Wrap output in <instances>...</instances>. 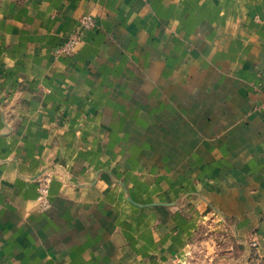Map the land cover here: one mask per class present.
Returning <instances> with one entry per match:
<instances>
[{
    "label": "crops",
    "instance_id": "obj_1",
    "mask_svg": "<svg viewBox=\"0 0 264 264\" xmlns=\"http://www.w3.org/2000/svg\"><path fill=\"white\" fill-rule=\"evenodd\" d=\"M0 264H264V0H0Z\"/></svg>",
    "mask_w": 264,
    "mask_h": 264
},
{
    "label": "built area",
    "instance_id": "obj_2",
    "mask_svg": "<svg viewBox=\"0 0 264 264\" xmlns=\"http://www.w3.org/2000/svg\"><path fill=\"white\" fill-rule=\"evenodd\" d=\"M89 24L90 21L88 19L82 20V26H88ZM77 42H78V36L77 35L72 36L65 46L60 47L56 50V53L64 52L66 54H71ZM35 183L37 185V193L39 196L41 206L47 208L49 206L47 196L51 186V178L48 174H40L37 176Z\"/></svg>",
    "mask_w": 264,
    "mask_h": 264
}]
</instances>
